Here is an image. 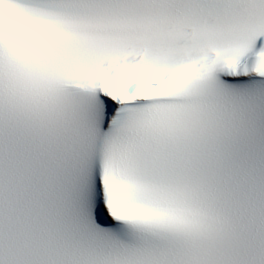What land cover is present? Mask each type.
Segmentation results:
<instances>
[{
    "label": "snow or ice",
    "instance_id": "obj_1",
    "mask_svg": "<svg viewBox=\"0 0 264 264\" xmlns=\"http://www.w3.org/2000/svg\"><path fill=\"white\" fill-rule=\"evenodd\" d=\"M0 264H264V0H0Z\"/></svg>",
    "mask_w": 264,
    "mask_h": 264
}]
</instances>
